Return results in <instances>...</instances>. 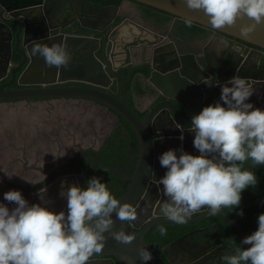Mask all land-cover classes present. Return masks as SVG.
Instances as JSON below:
<instances>
[{"label":"flooded vegetation","instance_id":"flooded-vegetation-1","mask_svg":"<svg viewBox=\"0 0 264 264\" xmlns=\"http://www.w3.org/2000/svg\"><path fill=\"white\" fill-rule=\"evenodd\" d=\"M114 5H122L123 12L121 11L115 15L112 9ZM44 6L45 9L48 10V23L60 27L63 33L99 38L101 47L96 52L98 57H100L104 42L107 44V37L110 36L111 32L126 18L143 24V26L147 27L151 32L155 31L163 36L160 42H163L162 49L165 53V58L168 57L173 59L178 57L180 60L179 56L185 54L193 55L194 62L196 63H194L195 81L202 89H216L215 86L220 83L216 75L205 68V64L210 65L212 68L217 67L218 69L222 61L225 66V64L228 63L227 61L231 60V63H236L239 67L245 64L250 68L253 67L256 71H264V57H260L259 55L256 56L255 53L250 50L245 54L244 48L240 47L239 44L254 47L246 41L235 39V43H230L231 41L227 40L225 37L219 36L217 31L210 27H206L194 21L189 25L185 22L186 19L184 18L159 8H149L150 5L134 0H123L120 4H102L91 0H44ZM150 11H156L158 13L165 12L168 14L167 16L169 19L164 23H159L155 16L156 13H150ZM95 14H97V17H100L99 20H93ZM10 18L11 17L5 15V11L0 5V23L2 22L0 25V68L4 70L3 74H5L0 78V92L3 90L32 87L29 85H20L18 83V77L21 71L17 72L15 81H12L17 61L21 58L20 54L15 50L18 25L11 22L9 20ZM83 23H92L101 28H105L106 26V28L100 33L99 31L84 27ZM10 44L13 47L11 59H9ZM155 48H147L141 45L132 46L130 56L132 57V61L128 66L119 69L120 72L129 77L125 86L126 95L130 87L131 93L134 96V108H136L138 114L142 118L148 110L153 109L155 104L161 101L159 97L156 101L154 100L158 93L155 92L153 87L149 84L148 67L145 65V62L150 60L147 57H159L158 54H160V51L156 52ZM228 55L229 57H227ZM220 75L224 76L225 72L220 73ZM120 81L121 79H119V82ZM58 85H81V83L69 81L66 83H58ZM252 86L255 87L252 88L253 94L248 100L254 107L264 109V103L262 105L260 104V100L262 96H264L262 94L264 90V80L260 83H253ZM140 89L143 92H139ZM261 90L262 92L258 95V91ZM212 95H214L213 90H211L206 99ZM150 100L151 103L147 104L146 101ZM18 103L19 105L22 104L21 111L23 110L29 117L28 119H24L23 117L17 119L16 125H18L17 131L19 137L12 133H5L7 134L6 136L0 134V165L5 161L4 159L6 157H9L7 161H9V163L11 162L5 165L4 169L0 166V202H4L10 208L13 207V205L3 200V193L5 191L9 189H19L26 199V194L32 195L34 191L45 189L58 175L69 174L62 170H65L66 167L74 166L83 149L93 148L99 154L102 147L106 145L105 143L107 140H109L108 147L110 149L111 142L115 137L113 136V132L118 129V127L122 128L123 134L121 135L122 138L117 139V141L121 149L127 151H124L125 156H128V149L133 147V141L127 143L130 139V132L126 128L125 123H122L120 119L115 122V125L111 126V131L105 134L98 133L94 123H98L100 128L102 127V132H104L103 126L111 124L113 120L106 108L94 101L76 97L2 101L0 102V120L5 121L1 108H5V106L10 108V106H16ZM40 103L43 105L45 103L47 104L43 111L37 112L36 109H38L40 106L38 104ZM72 103L74 104L71 105ZM146 104L147 107L145 109L144 107ZM9 114H12V112H9ZM191 117L192 116L187 117L186 120L191 122ZM81 118H83V121ZM11 123H13V119ZM82 123H85V128ZM164 124L162 120L157 119L154 127L160 130L164 127ZM169 128H171V126H169ZM72 129H74V131ZM166 129L169 130L168 127H166ZM77 133L79 135H77ZM155 134L156 133L152 131V136L154 138ZM163 134L164 132L160 131L157 136L164 137ZM71 137L73 141L70 140ZM77 137L80 138V141H77ZM183 137V140L176 139L173 141L174 147L171 145L166 146L165 142L163 143L165 148L160 149L154 163L156 176L164 175L165 172V169L159 164V156L164 151L170 148H182L184 151L193 155L198 154V151L192 144L193 133L189 131L185 132ZM44 139L47 140V143L42 145L41 142ZM90 140L91 142H89ZM88 157L93 158L94 162V157L91 154L85 155L80 165L72 171L77 177L93 164L92 162L87 167L82 168L85 158ZM249 163L251 164V161H249ZM33 165L40 166L43 171L35 169L32 167ZM98 167L91 174L97 176L98 172L95 171ZM256 167L257 166H252V168ZM109 168L110 167L107 169ZM91 174L87 176L86 180ZM112 174L115 175V180H119L117 181V184H119V191H121L126 184L128 186L131 174L130 169L126 165L114 163L110 170V175ZM109 183H112L111 179H109ZM255 194L256 191L254 192L252 186H248L242 191L240 206L235 212H231V206L221 209L228 215V218L240 224L244 236H246V231L251 234V232L257 228V221L249 217L254 216V218H257L260 213L264 212V203L252 198ZM240 209L243 210V215L238 214ZM232 213L237 218L232 215ZM188 217L195 219L185 222L186 225H190L192 228L181 235L184 236V241L180 243L178 247L171 246L168 248L165 254L162 249L164 254L163 260L166 264H172L169 262L168 257L173 259L174 264H221L222 255L229 250L237 248L232 244V241L236 238V232L239 242L241 241L238 229L233 222L226 218L221 212L216 215H211L209 209L202 207L199 210L191 212ZM215 218L222 220L228 228L232 227V232H228L231 237L230 242L225 239ZM243 246L248 247L249 245ZM177 252L178 255H176ZM103 259L104 258L90 259L86 264H103Z\"/></svg>","mask_w":264,"mask_h":264},{"label":"water","instance_id":"water-1","mask_svg":"<svg viewBox=\"0 0 264 264\" xmlns=\"http://www.w3.org/2000/svg\"><path fill=\"white\" fill-rule=\"evenodd\" d=\"M134 1L210 27L216 30L219 36L231 41L230 43H235V39L246 41L254 47L239 44L241 48H244L245 54L250 50L256 56L264 57V23L257 24L253 32L242 36L239 31L241 25L252 23L246 16L237 18L235 24L231 26L226 25L221 29H216L209 24L203 10L188 8L185 0ZM0 5L5 11V15L11 17L9 20L18 25L15 50L20 54L21 59L17 61L12 81H15L17 72L21 71L18 83L32 86L3 90L0 92V102L64 97L87 99L106 108L109 114L115 116L116 120L122 117L129 123L137 136L139 152L136 167L130 176L126 190L117 198L121 203L128 202L135 207L137 218L134 221H121L115 218V213H112L114 224L110 229V231H117L123 228L134 239L129 243H122L106 232L107 238L104 246L99 253H93L90 259L104 258L103 264H166L145 239L146 234L154 225L174 223L160 212V206L166 197L162 193L163 186L157 182L163 176H156L154 163L158 152L161 148H165L164 142L166 146L174 147L173 141L179 139L181 133L184 135L185 132H188L191 122L186 120L187 117L197 114L202 106L219 101L220 84L227 82L234 75H238L246 78L252 89L255 87L252 86L253 83H260L264 80V71H256L253 67L250 68L245 64L239 67L238 64L231 63V60H228L225 66L222 61L218 69L205 64V68L216 75L220 83L215 86L216 89H202L195 81V62L192 54L179 56L180 60L178 57L165 58L162 49L163 42H160L163 36L155 31L151 32L143 24L130 18H126L111 32L107 37V44L104 42L100 57H98L96 52L101 47L100 39L93 36L68 35L63 33L60 27L49 24L48 10L45 9L44 0H0ZM112 9L116 15L123 10V6L114 5ZM93 18V20H99L100 17L95 14ZM83 26L100 33L106 28V26L101 28L92 23H83ZM49 36L52 38L49 39ZM36 41L49 45L53 42L63 41L67 51L71 54L68 67H47L43 57L32 56L31 45ZM140 45L147 48L156 47V52L160 51L159 57H147L150 60H147L145 65L148 67L149 84L158 93L154 100L156 101L159 97L161 101L157 102L153 109L148 110L143 118L138 114L136 108L128 103L125 86L129 77L119 71L132 61L131 47ZM12 51L13 47L10 44L9 59L12 57ZM222 72H225L224 76L220 75ZM3 73L4 70L0 68V78L5 75ZM119 79H121L120 82ZM69 81L81 83V85H58V83ZM211 90L214 91V95L206 99ZM261 92L262 90L258 91V95ZM262 94L264 95V90ZM263 103L264 96L260 100V104ZM157 119L165 123L160 130L154 127ZM152 131L156 133L155 138L152 136ZM160 131L164 132V137L157 136ZM88 154L94 157V162L77 177L72 171ZM99 161L100 156L95 149H83L76 164L62 170L69 174L58 175L45 189L34 191L32 195L26 194V200L30 204L41 203L54 211L66 210L67 187L75 183L86 187V178L98 167ZM32 167L43 171L40 166L33 165ZM220 212L228 218L224 211L220 210ZM192 219L195 218L187 217L186 221ZM228 219L238 229L242 240L244 232L240 224ZM183 241L184 236H181L169 243L163 248L164 254L168 248L178 247ZM143 248H147L152 254V259L147 262L141 261L139 256V250ZM168 258L169 262L174 264L173 259Z\"/></svg>","mask_w":264,"mask_h":264},{"label":"clouds","instance_id":"clouds-1","mask_svg":"<svg viewBox=\"0 0 264 264\" xmlns=\"http://www.w3.org/2000/svg\"><path fill=\"white\" fill-rule=\"evenodd\" d=\"M191 9H201L216 29L248 17L252 23L241 25L242 36L264 23V0H185ZM185 22L191 25V19ZM52 37L49 36V39ZM32 56L43 57L47 67H68L71 54L63 41L51 45L36 41ZM218 83V82H217ZM253 94L246 78L234 75L220 84V99L191 117L189 132L198 151L193 155L180 149L160 154L165 169L157 181L165 201L160 212L177 224L186 222L191 212L206 207L211 215L229 206H238L241 193L257 183L252 168L264 165V109L254 107L248 98ZM222 102V103H221ZM180 140H183L181 133ZM179 153V154H177ZM11 178V177H9ZM86 187L71 184L66 191V210L54 211L41 203H29L19 189L3 193L0 202V264H86L93 253L104 246L107 232L122 243L134 237L124 231H110L112 213L121 221H134L137 210L121 203L106 182L91 176ZM243 215V210H239ZM159 233L166 234L160 226ZM240 245L222 255L221 264H264V212L257 217V228L242 238ZM141 261L152 259L147 248L139 250Z\"/></svg>","mask_w":264,"mask_h":264},{"label":"trees","instance_id":"trees-1","mask_svg":"<svg viewBox=\"0 0 264 264\" xmlns=\"http://www.w3.org/2000/svg\"><path fill=\"white\" fill-rule=\"evenodd\" d=\"M91 1L102 3V4H120L123 0H91ZM149 8H154V7L149 6ZM150 13H156L155 16L157 17V20H158L157 22L159 23H164L166 20L169 19V17L167 16L168 14H166L165 12L158 13L156 11L155 12L150 11ZM139 92H143V91L140 89ZM127 99H128V103L130 104V106L134 107V96L131 93L130 87L128 88V91H127ZM119 119L121 120L122 123H125L126 128L129 130L130 139L127 141V143L129 141H133V147L128 149V156H125V152L127 151L122 150L119 142L117 141V139L122 138L121 135L123 134L122 128L118 127V129H116L113 132V136H115L116 138L114 137V140H112L111 148L109 149L108 147L109 140H107V142L105 143L106 145H104L102 149L99 151L100 164H99L98 169L95 171V172H98L97 177H100L103 182L107 183V186L113 192L116 198H118L124 193V191L126 190L127 184L121 191H119L118 190L119 184H117V181L119 180L114 179L116 178L115 175L113 174L110 175V170L113 167L114 163H122L130 169V174L132 175L134 172L136 163H137L138 152H139L138 140H137V136L134 130L129 125V123H127L122 117H119ZM92 162H93V158L91 157L85 158L82 168L87 167ZM108 167L110 168L107 169ZM242 167L252 168L249 161H245ZM252 170L255 172V175L257 177V183L254 186L250 185V187L252 186V188L254 189V192L256 191V194L252 198L256 201L258 200L261 203H264V165H259L256 168H252ZM91 176H96V175L91 174L89 177ZM109 179L112 180L111 184L109 183ZM239 206L240 204L236 207L231 206L232 208L231 212H235V210H237ZM232 215L234 214L232 213ZM249 218H253L254 220L257 221V218H254V216H251ZM215 220L221 232L224 234L225 239L230 242L231 237L229 236L228 232H232V227L228 228L227 225L220 219L215 218ZM160 226L165 227L167 230L166 234L163 236L158 231ZM191 228L192 226L186 225L185 223L183 224L160 223V224H156L153 227H151V229L146 234L145 239L163 258V255H164L162 252L163 247L168 245L172 241H174L176 238L181 236L186 231H189ZM248 234L250 233L246 231L245 235H248ZM232 244L236 247H244L243 245L239 244L237 232H236V238L234 239V241H232Z\"/></svg>","mask_w":264,"mask_h":264},{"label":"rangeland","instance_id":"rangeland-1","mask_svg":"<svg viewBox=\"0 0 264 264\" xmlns=\"http://www.w3.org/2000/svg\"><path fill=\"white\" fill-rule=\"evenodd\" d=\"M21 103V102H20ZM46 104L47 103H45L44 105L42 104V103H40V104H38V105H40L39 107H38V109H36V111L37 112H40V111H43L44 110V107L46 106ZM5 106V105H4ZM21 106H22V104L21 105H19V103L16 105V106H10V108H7L6 106H5V108H1L2 109V113L4 114L3 115V117H4V119H5V121H1L0 120V134L1 135H4V136H6L7 134H5V133H12V134H15V135H17V137H19V135H18V131H17V129H18V125H16V121H17V119L19 118V117H23L24 119H28L29 117H28V115L22 110L21 111ZM9 110V111H8ZM32 111V110H31ZM9 112L11 113L12 112V114H9ZM9 115V116H8ZM32 116V115H31ZM111 116V119L113 120L112 121V123L111 124H109V125H104L103 127H104V132H102V127L100 128V126H99V124L98 123H94V126H95V129H97L98 130V133L99 134H105V133H107V132H109V131H111V129H112V127L111 126H113V125H115V122L117 121L116 120V118H115V116H113V115H110ZM12 119H13V123H11V121H12ZM83 118H81V120H82ZM83 121V120H82ZM86 123V122H85ZM85 123L83 124L84 125V128L86 127V125H85ZM99 123L101 124V121L99 120ZM87 124V123H86ZM88 127V126H87ZM79 135V134H78ZM92 136V135H91ZM68 137V136H67ZM89 142H91V140L89 141ZM45 143H47V140L46 139H44V140H42V142H41V144L42 145H44ZM88 144V143H87ZM4 159V158H3ZM9 158H7V160H8ZM5 161H6V158L4 159ZM6 162H8V164H10L9 163V161H6Z\"/></svg>","mask_w":264,"mask_h":264},{"label":"crops","instance_id":"crops-1","mask_svg":"<svg viewBox=\"0 0 264 264\" xmlns=\"http://www.w3.org/2000/svg\"><path fill=\"white\" fill-rule=\"evenodd\" d=\"M146 103H147V104H148V103L150 104V103H151V100H150V101H146ZM73 104H74V103H72L71 105H73ZM147 104H146L145 107H144L145 109H146V107H147ZM72 130L74 131V129H72ZM78 131H79V130H78ZM77 135H78V133H77ZM64 138H65V137H64ZM76 139H77V141H80V138H79V137H77ZM70 140L73 141V138L71 137ZM84 144H87V143H84ZM8 158H9V157H8ZM6 161H7V157H6ZM30 162H31V161H30ZM7 164H8V162L6 163L5 161H3V162L1 163L0 166L4 169V168H5L4 166L7 165Z\"/></svg>","mask_w":264,"mask_h":264}]
</instances>
